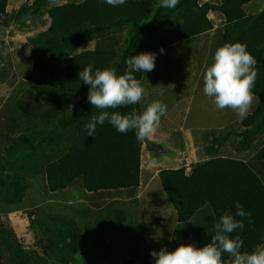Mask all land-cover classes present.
Segmentation results:
<instances>
[{
  "label": "trees",
  "instance_id": "trees-1",
  "mask_svg": "<svg viewBox=\"0 0 264 264\" xmlns=\"http://www.w3.org/2000/svg\"><path fill=\"white\" fill-rule=\"evenodd\" d=\"M56 1L34 0L13 14L17 20L43 14L50 26L28 38L32 47V68L24 76L28 86L0 141V264L4 260L70 264L92 233L104 247L107 237H120L129 217L128 208L120 204L105 209L86 230L75 218L50 216L41 229V251L26 248L13 229L4 228L2 217L27 209L31 184L42 183L44 200L78 180L89 192L138 189L144 140L137 139L135 130L117 132L108 121L97 125L95 137L87 135L85 124L100 110L87 101L89 86L79 79V72L87 66L93 72L110 67L118 75L132 71L141 81L143 73L127 65L131 56L156 52L213 30L211 13L224 18L222 43H245L257 61L256 107L239 121L241 130L206 132L213 136L206 147L207 158L158 171L167 204L176 209V221L159 235L157 251L187 243L205 246L224 212L235 213L236 201L251 213V222L245 218L244 230L236 229L231 235L243 240L242 251L264 244V10L248 13L245 6L252 0H179L175 8L162 7L161 0H126L117 7L105 0ZM8 2L0 0V16L7 14ZM133 110L141 114L139 102L109 109L122 114ZM230 136L238 139L239 152L255 148L259 140L261 146L248 160L219 154ZM38 220L31 218L33 223ZM135 249L136 257L150 261L151 254L143 253L138 241ZM223 259H229L227 253Z\"/></svg>",
  "mask_w": 264,
  "mask_h": 264
},
{
  "label": "rangeland",
  "instance_id": "rangeland-1",
  "mask_svg": "<svg viewBox=\"0 0 264 264\" xmlns=\"http://www.w3.org/2000/svg\"><path fill=\"white\" fill-rule=\"evenodd\" d=\"M33 1L26 0L24 4H31ZM14 2L20 4L21 0ZM248 6L253 11H262L264 0H253ZM15 11L12 9L6 15L0 16V42L6 40L12 42L10 37H3L5 34L3 30L8 26L13 30L30 32L34 30V22L37 19L41 21L48 19L46 15L40 14L36 19L23 21L31 17L28 15L17 20L11 16L17 13ZM5 18L9 19L8 24L3 23ZM222 18V15L212 13L213 30L163 48V53L160 52L161 49L154 52L156 53L154 70L143 73L141 83L145 91L143 99L139 102L141 114L151 102L159 100L167 105V115L161 118L156 133L151 137L152 141L163 146L164 151L153 157L143 143L145 150L142 153V183L138 189L89 192L82 188L78 180L72 187L53 192L44 200L45 189L42 183L39 186L31 184L27 195V209L12 212L7 218L3 216L4 228L13 229L15 238L26 248H37L41 251L39 242L41 229L48 223L50 216L62 214L75 218L82 230H86L105 209L120 204L129 210L125 230L120 237L117 240H113L112 236L107 237L104 240L107 247H104L100 244L99 236L92 233L70 264H132L131 260L134 261L133 264H155L152 257L150 261H146L145 258L136 257L134 251L137 241L143 253L151 254L153 250L157 251L156 242L159 235L171 228L176 221V209L167 204L158 171L188 166L207 158L206 147L213 140L212 134L206 133L207 131L214 134L242 129L233 110L227 108L218 110L212 98L203 92L206 66L211 65L215 50L223 44ZM18 22H21L20 27ZM0 49L1 60H7L15 52L10 51L8 47ZM20 66L22 69L11 67L16 87L10 93H7V89L0 88V141L4 139L9 117L13 114L17 101L28 86V82L23 79V73H28L32 68L31 56L22 61ZM18 78L20 81L17 82ZM4 88L8 86L4 85ZM256 102L255 98L251 112L255 109ZM260 143L259 140L255 143V148L239 152L236 149L238 139L230 136L219 154L248 160L261 146ZM31 210H34L33 216L29 214ZM35 217H39V220L31 222V218ZM2 264L10 262L4 260Z\"/></svg>",
  "mask_w": 264,
  "mask_h": 264
},
{
  "label": "clouds",
  "instance_id": "clouds-1",
  "mask_svg": "<svg viewBox=\"0 0 264 264\" xmlns=\"http://www.w3.org/2000/svg\"><path fill=\"white\" fill-rule=\"evenodd\" d=\"M113 7L123 5L126 0H105ZM179 0H161L164 8H175ZM161 53L164 49L161 48ZM156 53L143 52L131 56L127 60L130 69L144 73L155 68ZM257 61L242 42H227L219 46L214 53L213 62L206 66L203 75V92L212 98L218 110H233L239 121H243L251 112L255 99L253 89L257 77L255 69ZM79 79L89 86L87 101L98 115H93L85 124L88 136H94L97 125L108 121L119 133L135 130L138 140L151 139L156 133L161 118L167 115V105L162 101L151 102L138 114L135 110L122 114L120 111H109L129 105H136L143 99L144 88L132 71L117 74L110 67L97 68L93 72L91 66L79 72ZM143 155V154H142ZM236 211H226L219 221L213 225L214 234L203 247L194 244H180L174 250L166 247L151 252L155 264H264V244H258L254 250L242 251L243 240L239 235L231 234L245 228L244 219L251 222V213L246 211L239 201L235 203ZM240 217V219H237ZM229 259L225 261L223 254Z\"/></svg>",
  "mask_w": 264,
  "mask_h": 264
},
{
  "label": "crops",
  "instance_id": "crops-1",
  "mask_svg": "<svg viewBox=\"0 0 264 264\" xmlns=\"http://www.w3.org/2000/svg\"><path fill=\"white\" fill-rule=\"evenodd\" d=\"M25 1L26 0H21L20 4H18V3H15L14 0H9L8 5H7V13L9 11H12V9H15L16 10L15 12H18V10L25 3ZM9 7H11V8H9ZM245 10L248 13H250V14H256V13L261 12V11H258V12L253 11L252 8L251 9L249 8L248 4L245 6ZM211 14H210V17H211ZM39 15L40 14H33L29 18L23 19V21H26V20H28L30 18L36 19ZM218 15H220V14H218ZM11 16L13 17V14ZM222 19L224 20V18H222ZM6 21H7V24H8L9 23V19L5 18L3 20V23L6 24ZM31 22H32V20H31ZM18 23H19L18 26L20 27L21 26V22H18ZM34 23H35L34 30L30 31V32H27V31L23 32L20 29H18V30L14 29L13 30L9 26L3 30L4 33H5V34H3V37L4 36L7 37V38L10 37L12 42H9L8 40H6V42H0V48L8 47L10 51H15L14 53H12L11 57H8L7 60H1V54H0V60H1V65H2V68L0 69V88H3L4 90L7 89L6 90L7 93H10L11 90H13L16 87V84L14 82V74L11 71V67L13 68V66H14V69L15 68H21L20 63L22 61H24L28 56H31L32 47L28 43L29 36H32V35H34L36 33H39V32H42V31H45L46 29H48V27L50 26V19H47V20H44V21L43 20L41 21V20L37 19ZM25 53H26V55L24 56ZM29 72L30 71H28V73ZM28 73H26V74H28ZM26 74L23 73V77ZM18 81H20V78L17 79V82ZM4 85H7L8 88H4ZM23 93L24 92H22V94ZM144 150H145V146L143 145V151Z\"/></svg>",
  "mask_w": 264,
  "mask_h": 264
},
{
  "label": "water",
  "instance_id": "water-1",
  "mask_svg": "<svg viewBox=\"0 0 264 264\" xmlns=\"http://www.w3.org/2000/svg\"><path fill=\"white\" fill-rule=\"evenodd\" d=\"M144 144L147 147V149L152 153L153 157L160 155L164 151V148L162 145L157 144L151 139L144 140Z\"/></svg>",
  "mask_w": 264,
  "mask_h": 264
},
{
  "label": "built area",
  "instance_id": "built-area-1",
  "mask_svg": "<svg viewBox=\"0 0 264 264\" xmlns=\"http://www.w3.org/2000/svg\"><path fill=\"white\" fill-rule=\"evenodd\" d=\"M190 170H191V168L188 167V168H187V171L189 172Z\"/></svg>",
  "mask_w": 264,
  "mask_h": 264
},
{
  "label": "flooded vegetation",
  "instance_id": "flooded-vegetation-1",
  "mask_svg": "<svg viewBox=\"0 0 264 264\" xmlns=\"http://www.w3.org/2000/svg\"><path fill=\"white\" fill-rule=\"evenodd\" d=\"M152 154V153H151Z\"/></svg>",
  "mask_w": 264,
  "mask_h": 264
}]
</instances>
